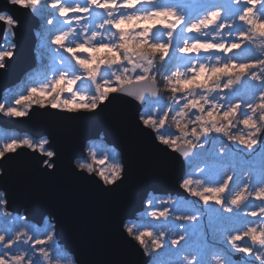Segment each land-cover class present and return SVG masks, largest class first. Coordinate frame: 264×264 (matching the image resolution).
<instances>
[{"label": "clouds", "instance_id": "clouds-1", "mask_svg": "<svg viewBox=\"0 0 264 264\" xmlns=\"http://www.w3.org/2000/svg\"><path fill=\"white\" fill-rule=\"evenodd\" d=\"M14 2L5 0V8ZM182 2L121 0L117 4L116 0H111L106 3L104 15L109 21L115 18L116 23L123 20L132 25L126 33L114 27L103 33L105 40L116 44L120 63L113 66L106 57L102 58L106 61L102 65L97 61L93 71L103 68L99 81L89 75L88 69L74 65L75 71L66 75L69 79L79 77V87L74 92L58 91L53 99L71 102L75 97L76 103L90 104L97 95L98 83L113 81L116 76L133 83L135 77H147L150 92L140 98L126 95L117 103L138 108V124L147 116L145 108L150 105L149 118L153 123L148 127L154 133L160 127V120L166 118L167 132L182 144L184 140L192 142L197 136L201 137L199 144L203 149L198 145L192 151L207 150L214 145L222 163L220 179L234 178V188L237 184L242 186L241 191L248 188L244 206H237L232 213L238 223L218 229L215 234L191 231L194 224L202 227L207 224L208 205L198 197L193 198L192 191L181 188L182 181L173 180L174 192L157 200L155 207L142 210L143 223L133 220L132 214L140 204L139 199H135L130 214L121 215L115 225L116 234L129 253L128 258L116 264H153L157 257H163L164 264H264V195H254L257 191L264 192V180L261 179L264 177V135H261L264 133V107H260L264 103L261 99L264 97V0H202L213 7L197 14L180 8ZM28 5V12L20 11L19 5L14 11L18 15H27L32 11V0H28ZM165 7L167 11H157ZM146 20L153 22L151 27H144ZM152 29L156 31L151 48L138 51L136 44L143 42ZM241 36L244 39H240ZM120 37L131 44V50L118 47ZM200 41L213 43L202 45ZM224 44L228 48L221 47ZM217 68L224 71L214 74ZM201 71L203 76L198 75ZM59 75L52 74L49 80L35 87L50 91L48 85ZM241 83L247 86V91H237ZM65 85L75 86L67 85V81ZM31 87L24 90V96ZM81 95L83 100L79 99ZM22 99L17 96L12 107L30 112L33 105L17 103ZM3 104L0 103V107ZM210 112L217 119H206ZM225 115L228 118L222 119ZM51 118L66 122V132L74 129L76 120L84 119L66 117L58 112L51 113ZM217 127L223 128L224 132L216 135ZM100 135L103 136V132ZM110 148L118 156L119 175L113 179L116 183L124 179L125 167L130 164L129 159L125 160L121 155V147L111 144ZM180 161L184 162L185 171L192 173L191 189L202 191L205 185L196 181L203 180V176L188 166L185 157L180 156ZM86 176L99 180L95 167ZM113 176L111 171L107 172L108 178ZM8 180L6 168L0 166V264H84L76 244L65 239L63 225L56 214L45 210L37 221L26 218L29 217L28 207H20L15 216L7 211ZM112 188V184L99 181L97 191L107 194ZM253 210L261 213L260 219L249 218L248 214ZM156 211H164L167 215H152ZM45 223L46 233H36L29 227H40ZM137 237L142 239L137 240ZM156 241L160 242V247L156 246Z\"/></svg>", "mask_w": 264, "mask_h": 264}, {"label": "snow or ice", "instance_id": "snow-or-ice-1", "mask_svg": "<svg viewBox=\"0 0 264 264\" xmlns=\"http://www.w3.org/2000/svg\"><path fill=\"white\" fill-rule=\"evenodd\" d=\"M110 2L111 0H32V11L27 15L19 16L14 10L18 5L21 6L20 10L28 9V0H15L11 7L0 9V34L4 37L0 40V78H5L14 72H19V78L30 71L26 79H21L18 88L9 91L7 102L0 107V115L6 118L26 117L24 123L28 124L32 131L31 137H0V158H2L0 166L6 168V174L9 177L14 171L23 175L35 173L39 178L47 180L71 176L78 181H88L96 190L99 188V181H103L113 185L112 190L107 194L128 192L139 199L141 205L147 199L148 204L155 207L157 199L152 196V192L156 189L153 188L150 192L145 187V183L136 185L132 180L129 166L125 167L124 179L113 183L114 177L119 175L118 156L108 145L116 144L117 147H121V155H124L127 160L124 147L112 136V130L120 128L130 131L140 143L155 154L156 168L153 175L156 179L172 174L174 181H182L181 188L192 191L193 198L198 197L208 205L207 224L203 227L198 223L194 224L191 231L198 234L208 232L215 234L218 229L238 223V218L232 213L237 206H244L243 201L248 188H243L241 191L240 184L234 188V178L220 179L222 163L217 157L214 145L207 150L192 151L198 145L203 149V145L199 144L201 137L197 136V140L192 142L184 140L182 144L167 132L166 118L160 120V127L154 133L148 127L153 123L149 118L151 117L150 105L145 108L147 116H144L138 124L139 109L132 105L117 103L126 95L140 98L150 92L151 86L147 83V77H135L133 78L135 83H133L131 80L116 76L113 81L98 83L97 95L90 104L76 103L75 97L71 102L53 99V95L58 91L74 92L79 87V77L69 79L66 75L70 71H75L74 65L88 69L89 75L99 81L101 79L99 73L103 72V68H100L98 72L93 71V68L97 67V61L102 65L106 62L102 58L106 57L113 66L120 63L121 56L116 44L105 40L103 33L112 30L113 27L119 32L126 33L132 25L124 23L123 20L116 23L115 18L111 21L107 19L104 15L106 9L103 6ZM120 2L121 0H116L117 4ZM179 7L188 13L197 14L210 11L213 6L202 0H183ZM167 10V7L157 9V11ZM151 23L153 22L146 20L144 27H151ZM36 30L41 37L38 59L32 55V50L37 43L33 37V32ZM155 31L152 29L143 42L136 44L138 51L151 48ZM240 39L244 37L241 36ZM120 40L119 48L131 50L130 43L124 42L123 37H120ZM199 43L211 45L213 42L200 41ZM221 47L228 48V45L224 44ZM84 53H87V56ZM223 71L224 69L217 68L214 74ZM55 73L60 75L48 85L50 91L35 87L49 80L50 75ZM198 75L203 76V71ZM65 81L67 85H75V88L66 86ZM191 83L194 86L196 81ZM29 86H32L31 90L28 91L27 96H24V90ZM237 91L245 92L247 86L241 83ZM17 96L23 97L22 100L17 101L18 104L25 103L26 106L31 104L38 107H32L30 112L12 107V101L16 100ZM79 99L83 100L84 97L81 95ZM261 99L264 100V97ZM260 107H264V103ZM53 112L66 117H83L84 119L76 120L74 129L87 126L89 130L86 134L77 135L68 140L64 135L68 124L52 119ZM208 118L215 120L217 116L210 112L206 119ZM221 118L228 117L225 115ZM101 132L103 136L100 135ZM223 132V128L215 129L216 135ZM181 133L185 134L183 129ZM192 133L196 134L195 128L192 129ZM26 149H30L31 153ZM37 151L39 155H36ZM180 156L185 157L188 166L194 167L203 176V180L196 181L205 185L202 191L197 192L191 189L194 183L192 173L185 171L184 162L180 161ZM73 161H75V167H73ZM105 161H107V168L95 167L99 180L85 175V173L93 172L94 165H104ZM77 169L80 171L78 172ZM108 171L114 174L113 178L107 177ZM261 179L264 180V177ZM254 195L259 197L264 195V192L257 191ZM49 213L55 214L52 211ZM152 215L164 217L167 213L156 211ZM248 215L250 219L258 220L261 213L253 210ZM29 227L36 233L47 232L46 223L40 227L35 225H29ZM141 239L137 237V240ZM155 243L157 247H160L159 241ZM153 264H164V258H154Z\"/></svg>", "mask_w": 264, "mask_h": 264}, {"label": "water", "instance_id": "water-1", "mask_svg": "<svg viewBox=\"0 0 264 264\" xmlns=\"http://www.w3.org/2000/svg\"><path fill=\"white\" fill-rule=\"evenodd\" d=\"M4 8L5 0H0V9ZM33 37L38 42L40 38L38 30L33 32ZM3 38L0 34V40ZM18 76L19 72H14L0 78V101L2 93L21 80L22 77ZM25 120L26 117L6 118L0 115V126L32 136L31 128L24 123ZM88 130L87 126L79 127L64 135L71 140L77 135L86 134ZM112 136L125 149L130 174L136 185L145 183L150 192L155 188L156 191L152 192L155 195H169L174 192L172 174L163 175L159 179L154 177L155 154L140 143L130 131L115 128L112 130ZM26 151L31 153L30 149ZM36 155H39L38 151ZM149 171L151 174L147 175ZM7 187L11 196L7 211L19 212L20 207H28L29 217L26 218L37 221L43 211L54 212L63 225L65 239L76 244L84 264H116L128 258V250L116 234L115 225L121 215L130 214V206L136 199L131 193L105 194L98 192L89 182L78 181L71 176L47 180L39 178L35 173L23 175L16 171L9 177ZM144 203L139 204L137 211L132 214L133 219L144 209Z\"/></svg>", "mask_w": 264, "mask_h": 264}, {"label": "trees", "instance_id": "trees-1", "mask_svg": "<svg viewBox=\"0 0 264 264\" xmlns=\"http://www.w3.org/2000/svg\"><path fill=\"white\" fill-rule=\"evenodd\" d=\"M38 51H40V47L38 48ZM30 73H28L23 79H26L27 78V76L29 75ZM19 86H17V87H14V88H18ZM14 88H12V89H14ZM7 96H8V94H7ZM6 100H7V97H6ZM7 102V101H6ZM0 133H2V134H4L5 136H12V137H17L18 135L15 133V132H12V131H10V132H6V131H4V130H2V129H0ZM107 165V161H105V164L104 165H94V167H97V168H103L104 166H106ZM157 200H159V199H161V198H163V197H165V196H154ZM151 198V197H150ZM149 198V199H150ZM151 206L147 203V206H146V208H150ZM143 220H144V216H143V214L142 215H140L139 217H138V219L137 220H134V222L135 223H143Z\"/></svg>", "mask_w": 264, "mask_h": 264}, {"label": "rangeland", "instance_id": "rangeland-1", "mask_svg": "<svg viewBox=\"0 0 264 264\" xmlns=\"http://www.w3.org/2000/svg\"><path fill=\"white\" fill-rule=\"evenodd\" d=\"M41 40V39H40ZM75 88V86H73ZM105 167V166H104ZM163 198H166V197H163Z\"/></svg>", "mask_w": 264, "mask_h": 264}]
</instances>
